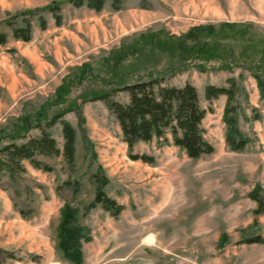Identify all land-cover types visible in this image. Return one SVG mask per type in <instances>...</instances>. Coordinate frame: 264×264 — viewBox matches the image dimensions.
<instances>
[{
	"label": "rangeland",
	"instance_id": "rangeland-1",
	"mask_svg": "<svg viewBox=\"0 0 264 264\" xmlns=\"http://www.w3.org/2000/svg\"><path fill=\"white\" fill-rule=\"evenodd\" d=\"M73 1L0 0V139L36 120L40 129L26 139L46 130L61 153V123L75 131L71 166L61 154L37 156L51 172L23 161V172L1 178L0 264H76L57 246L65 205L90 238L79 264H264V0H121L117 8L104 0L100 11ZM53 7L59 23L46 11ZM25 19L27 42L12 37ZM198 47L217 53L198 55ZM82 69L90 77L78 82ZM149 75L196 89L211 154L189 159L168 131L128 150L105 103L90 100L117 77L132 85ZM228 79L248 140L240 151L225 142L227 98H204L207 86L228 88ZM66 82L72 87L56 103ZM112 100L126 105L129 97L118 91ZM95 177L122 207L117 217L100 206L87 211ZM255 237L262 243H243Z\"/></svg>",
	"mask_w": 264,
	"mask_h": 264
},
{
	"label": "trees",
	"instance_id": "trees-1",
	"mask_svg": "<svg viewBox=\"0 0 264 264\" xmlns=\"http://www.w3.org/2000/svg\"><path fill=\"white\" fill-rule=\"evenodd\" d=\"M84 1L87 7L100 11L104 0H76L72 3L79 7ZM120 1L111 0L114 6L120 4ZM58 10V7L46 9V11L52 13L56 23L60 22ZM23 22V28H12V37L27 42L30 39V24L27 19ZM40 23L42 26L44 25L42 18L40 19ZM5 43L6 36L0 33V46ZM196 51L198 55L203 54L204 56L206 55L205 53L214 51V55L217 53V48L213 50L212 48L198 47ZM89 72V69L88 73L87 69H82L81 75H76L77 81L81 82L87 75L90 77ZM116 80L117 83L113 84L115 88L111 89L109 93H100L90 100L105 103L119 127L122 141L126 144L128 150H131L137 143H147L153 139H161L168 131L172 137V144L184 151L186 156L191 160H196L203 155H209L213 152L212 146L202 136L200 124L204 118L205 111L200 108L197 91L192 85L186 83L181 88L162 86L165 77L161 75H149L144 79L140 78L132 85H126L120 77H117ZM227 83H229L228 88L207 86L204 90V98L207 101L217 99L220 96L227 98L222 118V122L226 126L225 142L230 150L240 151L248 143V140L241 136L236 125V119L234 118L235 108L231 106L235 96V82L232 79H228ZM107 85L108 88L112 87V85H109V82ZM71 87L66 82L57 89L56 103L64 100ZM118 91L128 94V104L121 105L112 100ZM38 124L36 120L28 121L25 119L24 123H21L19 127H13L14 129H11L10 132H2L0 139V142H2L0 145V180L4 174L9 178H13L23 172L24 169L21 164L23 161H28L37 170L51 172L52 169L50 167L37 161V156L54 157L61 154L68 165L71 166L73 164L75 154L74 129L65 122L61 123L64 143L60 153L54 139H52L46 130H41L40 136L37 138L26 139L29 130L33 128L40 129L41 126ZM52 124L49 123L48 126ZM18 140L21 143L17 144L16 141ZM139 159L142 158L137 156L132 157V160ZM106 183L105 180L95 177V196L92 203L88 205L87 211L100 206L101 209L108 212L111 216L117 217L122 211V207L106 198L103 192ZM257 205L261 210L262 204L257 202ZM68 215L72 214L65 205L62 211V222L57 233V246L64 259L79 264L82 260L81 243L88 242L90 238L85 229L80 228L76 224L75 217ZM243 243L248 245L260 244L262 243V239L261 237H255L246 239ZM1 254L2 251L0 249V256Z\"/></svg>",
	"mask_w": 264,
	"mask_h": 264
}]
</instances>
